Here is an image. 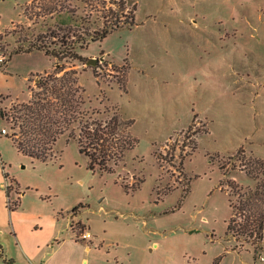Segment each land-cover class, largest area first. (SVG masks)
<instances>
[{
    "label": "rangeland",
    "instance_id": "374dc122",
    "mask_svg": "<svg viewBox=\"0 0 264 264\" xmlns=\"http://www.w3.org/2000/svg\"><path fill=\"white\" fill-rule=\"evenodd\" d=\"M40 1L0 0L6 58L38 35L64 47L50 35L56 16L25 10ZM70 3L91 29L121 26L60 66L78 72L84 106L103 111L94 117L111 109L133 119L138 142L113 171L90 169L67 132L46 160L24 154L12 138H25L22 105L57 59L35 49L0 62V264H262L264 240L237 239L228 223L257 184L237 151L264 158V0ZM80 220L92 242L76 237Z\"/></svg>",
    "mask_w": 264,
    "mask_h": 264
},
{
    "label": "trees",
    "instance_id": "16d2710c",
    "mask_svg": "<svg viewBox=\"0 0 264 264\" xmlns=\"http://www.w3.org/2000/svg\"><path fill=\"white\" fill-rule=\"evenodd\" d=\"M25 10L36 16L49 15L52 18L56 16L57 30L49 28L50 35L59 39L64 47L62 49L51 48L45 35L42 36L43 38L38 35L35 41H31L26 46H18L9 54L10 59L15 53L41 49L57 59L53 72H46L37 81L36 88H41V91L30 86L31 97L27 103L22 105V111L27 116L25 122L29 124L27 127H24V123L19 126L20 133L25 134V138L12 137L18 150L29 156L46 160L51 157L50 152L58 138L67 132L69 138L78 139L80 152L89 157L88 167L90 169L93 170L95 165H98L102 171H113L109 163L111 161L118 163L123 159L125 151L133 148L138 142L137 137H133L130 130L134 120L125 119L119 110L111 109L104 111L110 113L105 119L94 117L95 114H101L103 111L84 106L85 99L79 85L78 72L66 70L63 65L60 66V62L67 59L84 60L78 48H85L90 41L103 40L109 32L121 25L118 22L104 23L101 28L91 29L89 24L87 25L88 20L84 17L76 19L77 12L71 7L70 0H42L36 4L33 2ZM62 13L67 14L65 19ZM73 21L80 22L81 28L78 29L80 31L73 27ZM129 23H135L134 11H131ZM9 59L7 58L4 63ZM119 83L126 89V81L122 77ZM0 113L3 117L7 116L1 106ZM196 118L197 115L194 119ZM76 129H79L77 135ZM197 133L198 131L194 130V135ZM196 147L197 141H193L192 150ZM236 154L238 159L244 162L245 172L254 178L257 184L249 191L248 198L241 202V206L234 207L230 200L235 211L228 223V230L237 239L240 236L249 237L259 245L264 239V158L248 157L243 148H240ZM219 167L222 170L224 166ZM223 183L222 181L220 184L222 188ZM7 189L10 194V186H7ZM9 207L11 208L10 205ZM76 212L77 207L74 208L73 214ZM76 225L82 227L81 221H77ZM82 229L83 227L77 229L78 239ZM1 256L3 253L0 250ZM5 261L14 264L12 259H5Z\"/></svg>",
    "mask_w": 264,
    "mask_h": 264
},
{
    "label": "built area",
    "instance_id": "2783aa9c",
    "mask_svg": "<svg viewBox=\"0 0 264 264\" xmlns=\"http://www.w3.org/2000/svg\"><path fill=\"white\" fill-rule=\"evenodd\" d=\"M6 59H7L6 56H5L4 54H1V53H0V62H1V63H4ZM1 133H3V134H9L10 131H9L6 127H3L2 130H1ZM80 237H81L82 239H84V240H89V241H91L92 238H93V235H92V233L88 230V228H85V229L81 232ZM80 237H79V238H80ZM259 260H260V262H261L262 264H264V254H263V253H260V255H259Z\"/></svg>",
    "mask_w": 264,
    "mask_h": 264
},
{
    "label": "crops",
    "instance_id": "0c3cea01",
    "mask_svg": "<svg viewBox=\"0 0 264 264\" xmlns=\"http://www.w3.org/2000/svg\"><path fill=\"white\" fill-rule=\"evenodd\" d=\"M78 213L80 212V210H78L77 211ZM77 212H76V214H77ZM80 221H82V220H80ZM83 222V221H82ZM84 224V223H83ZM90 228V225L87 223V227L86 228ZM93 235V234H92ZM264 240V239H263ZM90 242H92V241H90ZM264 243V242H263ZM84 248L87 250V247L86 246H84ZM88 248L90 249L91 248V246H88ZM92 250V249H91ZM88 251V250H87ZM80 263L81 264H91L90 263V260H89V258L87 257V256H85V257H83L82 259H81V261H80Z\"/></svg>",
    "mask_w": 264,
    "mask_h": 264
},
{
    "label": "water",
    "instance_id": "95a60500",
    "mask_svg": "<svg viewBox=\"0 0 264 264\" xmlns=\"http://www.w3.org/2000/svg\"><path fill=\"white\" fill-rule=\"evenodd\" d=\"M99 57H91L90 59H88L87 64L88 65H92V66H96L99 62Z\"/></svg>",
    "mask_w": 264,
    "mask_h": 264
}]
</instances>
